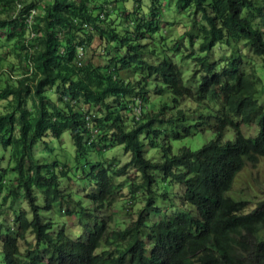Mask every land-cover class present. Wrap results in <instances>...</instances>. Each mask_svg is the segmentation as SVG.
I'll return each instance as SVG.
<instances>
[{"label":"trees","instance_id":"16d2710c","mask_svg":"<svg viewBox=\"0 0 264 264\" xmlns=\"http://www.w3.org/2000/svg\"><path fill=\"white\" fill-rule=\"evenodd\" d=\"M164 1L150 0L145 11L143 0H0V100L7 102L0 108V148L8 155L0 164L1 264H264V199L245 212L248 201L225 195L246 163L264 157L260 77L242 67L237 50L225 60L212 58L221 43H242L264 67V0H175L200 14L196 33L187 32L190 45L200 36L199 53L185 56H195L202 70L196 98L219 104L215 137L175 153L170 140L193 134L200 123L190 124L181 109L168 115L167 101L159 110L152 101L167 91L178 107L194 95L177 62L167 53L149 61L158 51L141 42L159 31L160 10L173 0ZM35 7L36 34L29 37L25 16ZM3 46L16 52L17 71L13 61L3 68ZM136 98L149 109L132 116ZM242 124H256L258 133L245 136ZM227 128L235 136L224 141ZM64 134L77 165L50 152ZM161 134L163 158L146 157L145 145L157 147ZM114 144L130 154L120 170L134 168L136 176L127 186L128 204L137 190L147 198L135 219L103 239L105 219L95 212L120 184L101 159L88 156ZM43 153L53 156L50 165L39 162ZM65 178L85 179L77 199L75 190L60 187ZM158 198L169 204L160 207ZM55 208L56 220L49 217ZM67 218L76 221L74 236Z\"/></svg>","mask_w":264,"mask_h":264},{"label":"rangeland","instance_id":"374dc122","mask_svg":"<svg viewBox=\"0 0 264 264\" xmlns=\"http://www.w3.org/2000/svg\"><path fill=\"white\" fill-rule=\"evenodd\" d=\"M143 1V9L145 11H148L150 0ZM121 4L122 2L118 1L116 3V6L120 7ZM160 11H162L163 14L160 19L159 31L153 36L154 38L152 40H150L147 36L141 41L142 43H146L149 41L150 47L158 51L157 53L148 57V60L151 62H155L157 58H159L160 60L166 53L170 55L181 68L184 85L189 86L194 95L192 96V98L182 99L178 107L173 106L172 95L167 91H163L160 96L156 95L155 97H153L152 101H154L155 109L157 110H159L163 103L167 101L169 102L170 106V108L166 112L168 115L176 114L177 109H181L184 111L190 124L200 123V126H198L197 130L193 134L184 136L180 139L170 140L173 153L177 152L178 148L182 146H186L192 150H195L198 149L204 142L215 137V133L212 130V127L215 126L218 122L217 115L219 108L218 99H212L208 97L202 101L197 100V95H195V93L198 84V78H200L202 70L198 62L194 59L195 56L191 55L188 58H185V56L188 55L190 51H194L193 54H195V51L198 48L200 36L198 35L194 40L193 45H190V40L187 36V32H192L193 34L196 33V27H198L199 25V22L197 20L200 18V14L194 15V13L192 12V7H187L184 10L180 9L175 4V0L170 1L169 4L163 5ZM151 41L155 43L151 44ZM0 43L2 44V41ZM175 45H177V48H175ZM217 47L212 50V58H215L217 61H219V59H224L226 56H229L231 53H233L234 50H237V52L241 53L242 67L247 72H255V74L260 77V83L257 86L256 98L258 100V103L264 107V67L260 59L255 54L250 52V50H248V48L242 43H221L220 46L218 45ZM1 51L4 57V61H2L3 68H8L7 66L10 65L11 61H13L15 63V66L13 68L17 71V64L20 66V62L17 59L18 57L16 56V52H14L13 50H8L4 46L1 48ZM197 53H199L198 50ZM200 54L204 55L206 53ZM193 75L196 76L193 77ZM6 104V101L0 100V108H2ZM131 105L133 106L131 109L132 116L134 111L139 112L141 108H143V112L149 109L148 103L146 102L143 104L140 98H136L135 102H133ZM165 124L166 123H163L160 127L164 129ZM241 132L245 136L256 135L258 133V126L256 124H242ZM234 136V131L231 128H227L222 138L224 141H226L233 139ZM163 138L164 135L162 134L157 137V147H150V145L148 144L145 145L144 151L146 157L156 160H161L163 158L161 151ZM52 145L54 147L50 152L54 153L56 159H58L60 162L67 163L69 166L77 165L78 161L76 159L75 147L72 145V141L67 134L63 135L59 143H57L56 140H53V142L50 143V147H52ZM2 153H4L5 155L4 158H0V164L5 165L8 162V155L6 150L2 151V149L0 148V156L2 155ZM52 158L53 156H51V154L43 153L39 155V162L50 165ZM88 158L101 159L102 163H104L109 168L110 172L114 175V181L120 184L115 194L112 196L113 198L111 199L110 203L105 205V207L103 206L102 208H98L95 212L97 218L105 219L106 233L103 235L104 239L105 235L112 232L113 229L122 228L131 220L136 218L135 212L139 211L143 207L147 195L145 194V192L137 190L135 203L133 205L128 204L132 201H129L127 199V197L129 196L127 186H129V182L131 183L136 179V176L134 174V168L129 167L126 172H122L120 170V167L130 158V154L124 152L120 145L114 144L105 152L104 155H100L98 152L91 153L89 154ZM42 172L44 174H47L49 171H46L43 168ZM12 173V171H9L8 175H12ZM157 174L159 173L156 172V175ZM84 182V178H81L79 181L65 178L61 180L60 187H62L65 192L69 190H75L72 195L75 199H77L76 197L82 194ZM2 195L3 193H0V200ZM225 195L235 200L248 201L249 204L244 209L245 212L252 210L256 206V203L263 200L264 157H259L258 161L254 164L251 162L246 163L235 175L231 188L225 192ZM40 197L41 195L39 194V205L42 204V199ZM16 200L14 204L10 206L11 209L17 203ZM156 202L159 203L158 205L160 207L169 204V201L163 198H158ZM10 203L11 198H7L6 204ZM85 203L90 206V203L86 201ZM69 204L70 206L76 205L75 203H71L70 201ZM11 209H8V212L5 214V216H8V213ZM57 216L58 215L56 208L50 211V218L56 220ZM155 219L156 216L151 217V221H154ZM75 223L76 221H72L71 218L66 219L65 226L69 227V229L67 230V234L74 236L72 230L75 228ZM28 239L32 242L30 236H28ZM110 249H114V246H110ZM1 263H3V259L0 256V264Z\"/></svg>","mask_w":264,"mask_h":264},{"label":"built area","instance_id":"2783aa9c","mask_svg":"<svg viewBox=\"0 0 264 264\" xmlns=\"http://www.w3.org/2000/svg\"><path fill=\"white\" fill-rule=\"evenodd\" d=\"M20 9V3L16 4V11H18ZM40 9V7H35V8H31L29 10V12L26 14L25 16V22L27 23V28L29 31V37L34 36L36 34L35 30L33 29L32 25L34 23V16L36 14V12H38Z\"/></svg>","mask_w":264,"mask_h":264},{"label":"bare ground","instance_id":"6f19581e","mask_svg":"<svg viewBox=\"0 0 264 264\" xmlns=\"http://www.w3.org/2000/svg\"><path fill=\"white\" fill-rule=\"evenodd\" d=\"M17 24V23H16ZM46 31V30H45ZM22 37H23V35H22ZM34 38V37H33ZM18 40V39H17ZM23 45V44H22ZM27 48V47H26ZM81 49V48H80ZM82 50V49H81ZM63 57V56H62ZM33 61V60H32ZM104 62V61H103ZM105 63V62H104ZM190 64V63H189ZM43 216V215H42ZM44 217V216H43Z\"/></svg>","mask_w":264,"mask_h":264}]
</instances>
